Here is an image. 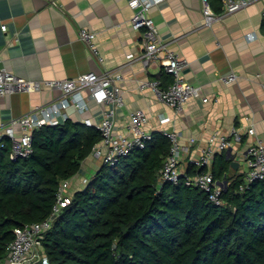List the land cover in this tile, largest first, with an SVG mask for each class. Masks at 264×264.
Masks as SVG:
<instances>
[{
	"label": "crops",
	"instance_id": "1",
	"mask_svg": "<svg viewBox=\"0 0 264 264\" xmlns=\"http://www.w3.org/2000/svg\"><path fill=\"white\" fill-rule=\"evenodd\" d=\"M131 0H0V68L31 81L74 79L88 73L120 70L125 104L117 111L116 131L127 132L130 114L144 110L152 134L175 131L180 145V171L187 173L191 159H198L214 132L228 134L233 127L242 135L231 152L230 176L243 172L241 155L259 140L264 142V0L227 16L212 27L203 25L201 0H165L151 9L160 39L187 61L183 79L201 88V96L189 100L181 112L162 103L151 89L140 90L146 80L171 83L159 65L144 67L138 57L144 51V31L131 25ZM221 9V0H211ZM2 26H6L3 30ZM97 34L102 62L93 57L79 30ZM235 73L231 84L223 78ZM61 93L45 89L30 94L0 97V134L11 121L58 99ZM89 110L70 108L71 120L100 121L102 108L84 94ZM166 116L170 122L162 124ZM253 127L256 135L248 134ZM20 134L19 128L15 129ZM228 151L223 152L227 156ZM221 154V153H220ZM228 159V158H227ZM215 158L207 169H211ZM102 162L90 155L71 181L68 194L82 190Z\"/></svg>",
	"mask_w": 264,
	"mask_h": 264
},
{
	"label": "trees",
	"instance_id": "2",
	"mask_svg": "<svg viewBox=\"0 0 264 264\" xmlns=\"http://www.w3.org/2000/svg\"><path fill=\"white\" fill-rule=\"evenodd\" d=\"M101 139L95 128L69 119L34 131L27 159L12 161L8 140L0 147V263L15 230L50 215L61 183L79 174ZM168 153L167 138L155 133L117 165L102 164L45 234L49 262L264 264V181L241 191L244 175L230 176L225 153L210 170L190 164L187 174L210 172L216 183H227L217 206L183 182L159 186Z\"/></svg>",
	"mask_w": 264,
	"mask_h": 264
},
{
	"label": "built area",
	"instance_id": "3",
	"mask_svg": "<svg viewBox=\"0 0 264 264\" xmlns=\"http://www.w3.org/2000/svg\"><path fill=\"white\" fill-rule=\"evenodd\" d=\"M165 0H131L130 5L134 9L131 25L135 30L144 31V51L138 60L148 68L159 65L163 72L170 76L171 83L164 87L160 79L146 80L139 84L140 90L151 89L156 97L165 105L176 112H181L185 104L201 96V88L191 86L183 79V72L187 67V61L171 50L169 44L163 42L151 9ZM202 1L203 25L212 27L217 21L244 10L261 0H221V11L216 12L211 0ZM5 30L6 26H2ZM79 38L85 42L90 54L100 62L95 32L85 28L79 30ZM1 63V60H0ZM238 80V76L232 73L223 82L231 84ZM124 81L120 70L105 71L101 74L88 73L74 79L31 81L10 73L6 68H0V97L13 93L30 94L45 89L56 90L61 96L49 104L35 108L24 117L11 121L10 127L5 134H0V147L4 148L6 140L10 141L12 161L27 159L33 152L32 140L34 131L44 126L63 125L70 119L67 111L76 109L79 113L89 110L85 92L89 99L102 108L100 121L93 123L86 119L82 121L87 127H93L101 133V141L93 147L92 156L102 162L103 165L113 167L128 157L135 150H142L152 140L153 134L147 131L149 117L144 110H136L130 114V123L126 133L116 131L117 111L124 106L125 99L121 87ZM169 117L160 118L162 124L169 123ZM21 130L20 134L15 129ZM248 134L255 136L253 127L249 128ZM163 135L169 142V153L164 166L159 172L160 183L177 185L183 182L188 187L199 188L209 195L210 200L217 206L223 204L222 194L225 190L224 183H216L210 172L190 175L181 173L180 163L183 148L180 145V134L175 131H164ZM242 141L240 131L233 127L228 134L214 132L209 140L208 147L198 159H191L190 164L196 169L207 167L217 154L233 148L234 144ZM243 164L244 183L241 191L251 184L264 181V142L259 140L257 144L249 146L241 155ZM70 181L61 183L56 202L50 215L41 222L25 225L15 230V238L9 246L8 256L0 264H53L49 262L43 239L45 234L53 227L54 222L61 215L64 208L72 202L68 194Z\"/></svg>",
	"mask_w": 264,
	"mask_h": 264
},
{
	"label": "water",
	"instance_id": "4",
	"mask_svg": "<svg viewBox=\"0 0 264 264\" xmlns=\"http://www.w3.org/2000/svg\"><path fill=\"white\" fill-rule=\"evenodd\" d=\"M227 158L228 159H232L233 158V157H231V152L230 151H228ZM235 165H237V164H235V162H232V166H235ZM226 185H227V183L225 182L224 186L226 187Z\"/></svg>",
	"mask_w": 264,
	"mask_h": 264
}]
</instances>
